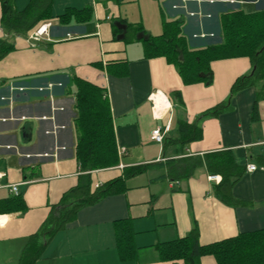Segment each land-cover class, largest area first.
Instances as JSON below:
<instances>
[{"label":"crops","instance_id":"0c3cea01","mask_svg":"<svg viewBox=\"0 0 264 264\" xmlns=\"http://www.w3.org/2000/svg\"><path fill=\"white\" fill-rule=\"evenodd\" d=\"M96 0H54L51 14L68 8L92 6L94 18L86 26L64 28L56 21L48 36L7 35L15 51L0 61V200L16 197L18 186L26 209L0 214V264H18L28 239L36 234L63 195L89 180L93 189L123 174V169L152 165L144 174L127 181V191L81 209L74 222L59 232L36 264H184L160 262L156 245L174 241L199 229L202 245L240 233L264 229V89L262 85L234 95L226 112L200 121L203 138L186 147L187 156L231 151L239 165H255L234 185L232 196L247 205L228 206L215 193L221 176L205 165L188 179L167 176L165 163L181 157L176 145L178 121L196 122L226 101L237 78L251 72V62L241 57L214 61L213 83L185 86L176 68L164 58L145 59L139 42L113 41L112 20L141 24L146 36H158L163 22L178 20L191 48L220 40V16L239 9L252 13L264 9V0H127L128 4ZM22 11L30 0H14ZM44 25V24H43ZM107 54V55H105ZM126 58L129 75L119 77L105 68L109 57ZM103 62L101 71L95 63ZM77 76L107 89L120 165L88 174L75 157V99L67 91ZM11 87L24 88V90ZM181 92L179 104L175 92ZM161 95L166 105L158 107ZM260 96V97H259ZM258 99L257 117L253 119ZM162 113V114H161ZM169 130L163 144L152 140L156 128ZM154 164V165H153ZM219 176V182L209 180ZM129 220L137 258L122 261L117 249L115 222ZM201 264H217L204 257Z\"/></svg>","mask_w":264,"mask_h":264},{"label":"trees","instance_id":"16d2710c","mask_svg":"<svg viewBox=\"0 0 264 264\" xmlns=\"http://www.w3.org/2000/svg\"><path fill=\"white\" fill-rule=\"evenodd\" d=\"M3 6L2 28L13 36H31L43 24L56 21L64 28L86 26L94 18L92 6L77 10L68 8L64 14L53 17L51 9L54 0H30L22 11L17 10L14 0H0ZM97 3L112 2L121 5L123 0H96ZM220 40L202 48H191L178 20L164 21L163 31L158 36L148 35L141 24H132L125 19L112 20L113 41L124 44L139 42L143 46L144 58H164L173 65L185 86L213 83L211 64L214 61L245 57L251 62V72L236 79L229 98L203 113L190 123L178 121V136L169 139L167 145H176L181 157L165 163L167 176L173 180L188 179L196 169L205 165L211 175L221 176L215 193L228 206L247 205L234 199L232 189L247 172L239 165L231 151H216L199 156H187L186 147L203 138L200 121L218 117L227 111L234 95L259 84L264 89V9L252 13L242 9L223 13L219 19ZM15 51V45L8 38H0V61ZM107 55V54H105ZM105 59V68L115 76L129 75V61L126 58ZM101 71L103 62L95 63ZM67 91L75 99L73 120L75 130V157L81 171L90 174L120 165L111 106L107 89L86 79L73 76L67 83ZM179 104H183L181 92H175ZM260 97V96H259ZM258 99L254 105L253 119L257 117ZM154 165V164H153ZM152 165L126 167L123 174L102 186L93 189L91 182L79 183L66 192L60 202L51 207L40 230L29 237L22 250L18 264H36L40 261L53 238L75 221L79 211L93 206L103 199L127 191V181L144 174ZM26 205L22 195L0 200V214L24 211ZM117 249L122 261L137 258L139 248L135 246L134 232L129 220L115 222ZM160 262L183 261L184 264H201L204 257H213L217 264H264V229L240 233L209 245H202L199 229L194 225L186 237L158 244Z\"/></svg>","mask_w":264,"mask_h":264},{"label":"built area","instance_id":"2783aa9c","mask_svg":"<svg viewBox=\"0 0 264 264\" xmlns=\"http://www.w3.org/2000/svg\"><path fill=\"white\" fill-rule=\"evenodd\" d=\"M50 26H51V24L42 25L34 34H32L30 36V39L33 40V41H38L41 37L48 36V30H49ZM15 89L24 90V88L11 87V91H14ZM168 130H169V125L166 126L165 128H161V127L156 128V130H154L153 133H152V140L157 142V143H159V144H163L164 138H165V134L167 133ZM125 153H126L125 149H120L119 150V155L120 156H123ZM247 170L249 172H253V171L257 170V166L249 165L247 167ZM1 177H2V175L0 174V178ZM209 180L213 181V182H219L220 181V177L219 176H209ZM12 192L16 196H18L20 194L18 186L14 185L12 187Z\"/></svg>","mask_w":264,"mask_h":264},{"label":"bare ground","instance_id":"6f19581e","mask_svg":"<svg viewBox=\"0 0 264 264\" xmlns=\"http://www.w3.org/2000/svg\"><path fill=\"white\" fill-rule=\"evenodd\" d=\"M166 100L163 97H161V95H159L158 97H156V102H157L158 107L165 106L167 104L166 103Z\"/></svg>","mask_w":264,"mask_h":264},{"label":"rangeland","instance_id":"374dc122","mask_svg":"<svg viewBox=\"0 0 264 264\" xmlns=\"http://www.w3.org/2000/svg\"><path fill=\"white\" fill-rule=\"evenodd\" d=\"M127 2H128V1L126 0L125 3L128 4ZM122 4H124V2H122Z\"/></svg>","mask_w":264,"mask_h":264},{"label":"water","instance_id":"95a60500","mask_svg":"<svg viewBox=\"0 0 264 264\" xmlns=\"http://www.w3.org/2000/svg\"><path fill=\"white\" fill-rule=\"evenodd\" d=\"M141 37H147V36H145V35H141Z\"/></svg>","mask_w":264,"mask_h":264}]
</instances>
